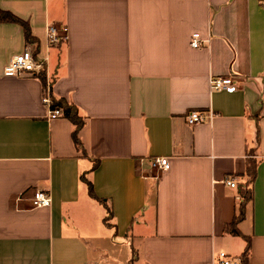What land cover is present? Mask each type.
<instances>
[{
  "label": "crops",
  "instance_id": "crops-1",
  "mask_svg": "<svg viewBox=\"0 0 264 264\" xmlns=\"http://www.w3.org/2000/svg\"><path fill=\"white\" fill-rule=\"evenodd\" d=\"M0 9L32 38L0 21V264L238 258L245 241L224 227L238 213L248 151L256 176L237 227L250 239L248 264H264V0H0ZM50 24L66 35L55 45ZM26 47L46 58L43 76H5ZM214 75L239 88L211 90ZM47 86L76 106L81 147L72 122L49 113ZM192 109L211 117L189 125ZM39 189L50 206H32Z\"/></svg>",
  "mask_w": 264,
  "mask_h": 264
},
{
  "label": "built area",
  "instance_id": "built-area-1",
  "mask_svg": "<svg viewBox=\"0 0 264 264\" xmlns=\"http://www.w3.org/2000/svg\"><path fill=\"white\" fill-rule=\"evenodd\" d=\"M65 30V29H64ZM63 30V31H64ZM65 34H60L59 29L53 25H48L47 28V40L51 45L58 44L60 41L65 39ZM190 45L192 47H199L201 45L200 36L198 32H193L190 38ZM46 58L39 59L32 52L31 48L26 47L19 53L14 54L8 63L3 68V74L5 76H22L25 74H37L43 69ZM238 81L228 75H214L209 79V87L211 90H222L226 92L236 91L238 86ZM43 102L49 105L51 104V99L49 95V89L47 87L46 93L43 95ZM49 113L53 115H61L62 111L60 108H50ZM211 117V112L205 113L200 110H189L185 113V121L189 125L201 122L207 118ZM153 164L159 168V170H166L169 168V161L166 156H158L154 158ZM226 184L230 187H235L236 182L233 178H226ZM51 204V197L45 190H36L32 196V206L33 207H48ZM211 264H240V258L231 256L225 251H219L215 255Z\"/></svg>",
  "mask_w": 264,
  "mask_h": 264
},
{
  "label": "trees",
  "instance_id": "trees-1",
  "mask_svg": "<svg viewBox=\"0 0 264 264\" xmlns=\"http://www.w3.org/2000/svg\"><path fill=\"white\" fill-rule=\"evenodd\" d=\"M0 21H16V22H19L21 24V26L23 27L25 38L27 40L32 39L30 36L27 25L23 21L18 19L16 16H14L13 14L0 9ZM43 73H44L43 70H40L36 75L38 77H41V76H43ZM48 89L50 90V87H48ZM49 94H50V99H51V104L49 105V107L50 108H55V107L60 108L62 111L61 115L67 117L72 122V124L74 125V128L72 130L73 141H74L76 147H81V142H80V139L78 137V131H79V129L82 126L84 121H83L82 117L78 114V110H77L76 106L74 104L67 103L64 100L55 99L52 96L51 91ZM258 140H259V135L257 132V134H256V142L257 143H258ZM249 154L250 153L248 151V156L246 157V167H245V171H244V181L241 184V190L239 191L241 201L239 202L238 213L224 227L225 232H227L231 235L240 236L245 241L244 249L239 255L240 264H248L250 239L247 235H244L240 232V230L237 227V223H239L244 218L246 203L248 201L252 200V184H253V181H254L255 176H256V168H257L256 159L249 157ZM83 180L87 183V188H88L89 194L92 197L96 198L98 201L103 203L104 200L102 198H98L94 194L90 181L85 180V178H83ZM111 216H112V211L108 206H106V215L104 216V221L107 224H110L108 222V220L110 219Z\"/></svg>",
  "mask_w": 264,
  "mask_h": 264
}]
</instances>
